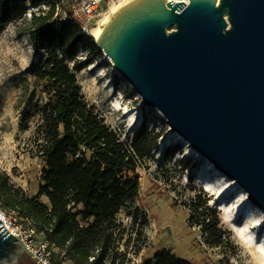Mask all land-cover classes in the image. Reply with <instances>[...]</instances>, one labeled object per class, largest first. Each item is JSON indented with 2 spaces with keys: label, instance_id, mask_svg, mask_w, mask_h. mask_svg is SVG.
I'll use <instances>...</instances> for the list:
<instances>
[{
  "label": "rangeland",
  "instance_id": "1",
  "mask_svg": "<svg viewBox=\"0 0 264 264\" xmlns=\"http://www.w3.org/2000/svg\"><path fill=\"white\" fill-rule=\"evenodd\" d=\"M53 1L62 17L77 0ZM40 8L49 10L48 2L29 4L23 20L0 29V172L30 198L38 197L48 169L44 156L48 144L42 126L51 95L49 85L33 77L39 62L45 60L46 47L34 46L25 32L28 19ZM79 62L86 65L74 71L83 100L95 107L125 143L130 144L144 124L150 130L164 131L153 150V159L138 168L139 197L116 217L106 263L145 264L157 253L170 251L191 264H264V212L249 201L246 191L174 132L159 109L145 106L103 51L93 54L81 48L67 64L74 70ZM174 146L179 150L169 157ZM184 158L185 165L192 163V169L185 170L180 164ZM199 180L226 187L220 195L212 196ZM199 198L207 199L211 214L216 212L218 216L225 235L221 247L209 244L201 218L192 212V202ZM39 200L48 203L46 197ZM248 211L259 217L257 225H245ZM0 213L6 221L15 217L1 206ZM21 264L37 263L26 254Z\"/></svg>",
  "mask_w": 264,
  "mask_h": 264
},
{
  "label": "water",
  "instance_id": "2",
  "mask_svg": "<svg viewBox=\"0 0 264 264\" xmlns=\"http://www.w3.org/2000/svg\"><path fill=\"white\" fill-rule=\"evenodd\" d=\"M96 42L144 105L264 212V0H131ZM25 255L0 218V264Z\"/></svg>",
  "mask_w": 264,
  "mask_h": 264
},
{
  "label": "trees",
  "instance_id": "3",
  "mask_svg": "<svg viewBox=\"0 0 264 264\" xmlns=\"http://www.w3.org/2000/svg\"><path fill=\"white\" fill-rule=\"evenodd\" d=\"M48 2L27 21L26 33L34 46L46 47L45 60L33 71L38 82L49 85L51 101L44 114L43 137L48 147L44 156L48 169L38 197L30 198L15 189L7 174L0 172V206L14 213L25 227H33L57 250L55 261L69 264H108L105 259L114 235L118 214L140 194L138 168L153 159V150L164 131L146 124L130 144L112 130L82 97L74 71L86 65L72 61L82 48L101 54L96 39L86 35L72 18L59 17L53 0H0V29L23 20L29 4ZM179 147L171 149L172 157ZM187 158L180 161L184 169ZM46 197L48 203L39 200ZM207 199L192 202L208 242L221 247L225 235L216 212L211 214ZM80 207L75 211V208ZM213 216V217H212ZM145 264H191L170 251H162Z\"/></svg>",
  "mask_w": 264,
  "mask_h": 264
},
{
  "label": "built area",
  "instance_id": "4",
  "mask_svg": "<svg viewBox=\"0 0 264 264\" xmlns=\"http://www.w3.org/2000/svg\"><path fill=\"white\" fill-rule=\"evenodd\" d=\"M131 0H77L69 6L62 15V19L72 18L83 29L86 35L93 37V32L100 28L105 19L117 8ZM188 1V0H186ZM3 226L13 234L23 246L25 253L31 256L37 264H69L57 263L56 248L33 227H25L18 223V219L12 217L2 222Z\"/></svg>",
  "mask_w": 264,
  "mask_h": 264
},
{
  "label": "bare ground",
  "instance_id": "5",
  "mask_svg": "<svg viewBox=\"0 0 264 264\" xmlns=\"http://www.w3.org/2000/svg\"><path fill=\"white\" fill-rule=\"evenodd\" d=\"M118 9V8H117ZM115 9L103 22V24L101 25L100 28H97L96 30H94L93 32V37L95 39H98V35L99 33L102 31V29L104 28V26L106 25L107 21L109 20V18L111 17V15L117 10ZM202 187H203V183L205 184V187H203L204 191L210 195H214V196H218L220 195L224 189H225V185H222L220 187H216L212 182H210L209 180H199ZM0 218L2 220V222L5 220V217L2 213H0ZM245 225H257L259 222V217L255 216V214H253L252 212L248 211L246 213L245 216Z\"/></svg>",
  "mask_w": 264,
  "mask_h": 264
}]
</instances>
